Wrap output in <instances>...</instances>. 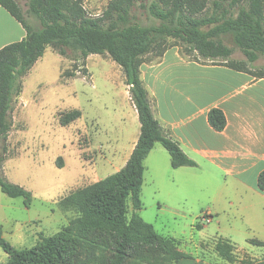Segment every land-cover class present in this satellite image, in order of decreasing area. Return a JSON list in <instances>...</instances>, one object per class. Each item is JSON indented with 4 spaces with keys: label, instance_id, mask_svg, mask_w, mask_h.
<instances>
[{
    "label": "trees",
    "instance_id": "trees-1",
    "mask_svg": "<svg viewBox=\"0 0 264 264\" xmlns=\"http://www.w3.org/2000/svg\"><path fill=\"white\" fill-rule=\"evenodd\" d=\"M0 7L27 32L23 41L0 50V187L4 194L24 198L27 207L33 202L31 192L4 177L1 165L7 159L6 144L13 125L12 96L49 47L62 57H72L76 61L74 72L77 63L84 60L86 65L89 56L108 54L126 77L141 122L139 142L124 169L64 198L63 205L81 213L71 225L24 250L0 236L7 264H74L82 254L86 255V264H103L102 253L109 248L114 254L111 264H179L192 259L178 250L175 239L160 235L140 215L145 160L157 144L170 153L173 168L198 166L156 118L141 68L159 63L168 50L176 47L170 44L172 41L184 44L187 49L183 52L191 61H228L237 47L249 63H254L264 56V0H112L100 17H91L83 0H27L26 12L16 0H0ZM209 9L211 14L207 16ZM140 15L152 24H143ZM32 17L39 27L30 22ZM225 66L256 77L241 62ZM68 76L75 73H65L64 77ZM82 116L80 110H73L59 118L61 125L68 127ZM209 123L215 131L223 132L227 127L224 112L213 108ZM258 187L264 192V171ZM129 202L134 209L131 218ZM249 243L264 246L260 240ZM216 251L232 262L236 246L221 238ZM155 252H163L164 258L160 260Z\"/></svg>",
    "mask_w": 264,
    "mask_h": 264
},
{
    "label": "rangeland",
    "instance_id": "rangeland-1",
    "mask_svg": "<svg viewBox=\"0 0 264 264\" xmlns=\"http://www.w3.org/2000/svg\"><path fill=\"white\" fill-rule=\"evenodd\" d=\"M16 1L26 12L27 0ZM111 1L83 0V4L91 17H100ZM140 19L145 25L152 24L144 15ZM30 22L34 27L40 26L34 17ZM170 44L176 45L183 57L190 60L183 52L187 49L184 44L175 41ZM230 62H241L256 78L264 77L263 55L249 63L243 51L235 47L228 61H217L222 65ZM77 64L78 70L74 72L76 61L49 47L21 79L19 91L15 90L12 96L13 125L6 144L7 159L1 166L9 182L32 193L33 202L27 207L24 198H11L0 187V236L18 250L30 249L41 238L71 225L81 213L75 207L63 205L64 198L118 170L116 150L127 137L130 108L123 73L108 54L91 55L86 65L84 60ZM65 73L75 76L64 77ZM73 110H80L82 118L68 127L62 126L59 115ZM197 173L208 174L206 169ZM208 176L187 193H168L169 183L164 180L155 183L147 176L140 215L160 235L175 239L180 252L204 264H264V246L246 243L250 235L242 223L229 230L237 242L233 261L224 260L217 253L221 229L217 215L215 222L209 224L207 213L248 207L251 195L234 191L233 179L217 170ZM133 211L129 202V218ZM198 224L203 227L199 229ZM109 249L102 253L103 264H111L114 259ZM154 255L162 260L165 254ZM8 260L0 245V264H7ZM74 264H86V255L77 257Z\"/></svg>",
    "mask_w": 264,
    "mask_h": 264
},
{
    "label": "crops",
    "instance_id": "crops-1",
    "mask_svg": "<svg viewBox=\"0 0 264 264\" xmlns=\"http://www.w3.org/2000/svg\"><path fill=\"white\" fill-rule=\"evenodd\" d=\"M26 36L23 25L0 7V50L23 41ZM141 71L156 118L198 165L173 168L170 153L157 144L145 160L142 193L149 175L155 183L162 180L169 183L168 193H187L217 170L233 179L234 191L251 195V205L216 214L209 212V224L215 222L217 215L221 238L235 246L236 237L229 230L236 229L238 223L247 226L250 236L246 243L253 239L264 241V192L258 187L264 171V78L219 63L188 60L177 47L168 50L159 63L143 65ZM122 77L130 108L127 137L116 150L117 173L128 164L141 136L131 88L124 73ZM213 108L222 110L226 116L227 127L223 132L215 131L209 123ZM205 169L208 174L197 173ZM179 264L204 263L192 258Z\"/></svg>",
    "mask_w": 264,
    "mask_h": 264
}]
</instances>
